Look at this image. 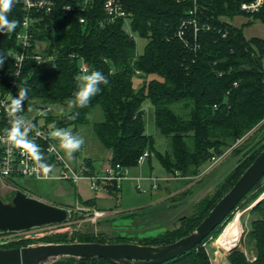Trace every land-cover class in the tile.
<instances>
[{
	"label": "trees",
	"instance_id": "1",
	"mask_svg": "<svg viewBox=\"0 0 264 264\" xmlns=\"http://www.w3.org/2000/svg\"><path fill=\"white\" fill-rule=\"evenodd\" d=\"M54 1L51 13L33 12L37 22L32 25V45L14 92V98H17L22 87L27 89L22 100L27 109L53 107L45 116L46 126L69 130L78 138V127L90 124V115L99 107L102 118L92 124L95 136L111 153L109 157L114 163L131 168L137 165L145 150H154V139L146 131L143 109L145 99H150L156 128L169 142V149L159 156L169 175L178 174L193 180L205 167L204 170L209 168L212 156L224 155L223 160L226 155L242 157L216 185L213 193L195 203L194 212L182 216L178 226L171 230L138 242L127 236L109 238L106 233L90 231L77 232L71 238L56 234L46 237L45 242L156 246L179 240L199 225L264 149V39L247 38L243 27L231 23L235 17L242 16L248 18L247 24L255 21L264 24V8L249 14L241 10L240 0H199V28L195 34L192 26H185L189 42L186 44L177 32L192 9V2L121 0L131 15V30L147 39L145 51L139 55L134 36L125 30V22L122 19L106 22L103 0H97L84 12H65L64 6L75 0ZM7 15L9 20L16 21V25L12 30L0 28V86L3 90L8 89L9 81L14 77L13 55L22 51L16 41L25 16L22 2L14 0ZM82 18L84 22L80 21ZM36 54L47 58L38 64L34 58ZM81 59L89 65L87 74L99 70L108 81L107 84L97 83L99 91L84 106L69 103L74 101L75 91L85 85L81 81ZM151 74H157L160 79L148 80ZM135 78L143 79L136 88ZM81 151L79 147L68 154L63 149L75 165ZM94 163L91 157L84 159L88 174L94 173ZM263 179L238 208L249 207L259 198L264 191ZM105 185L119 190L116 184ZM18 190L26 192L21 187ZM92 202L82 200L80 203L89 207ZM250 211L255 217L249 231L250 246L246 250L253 251L254 256L249 258L244 251L236 250L227 256L228 264H264V200ZM219 227L191 252L165 264H213L203 243L216 235ZM19 246L13 244L7 248ZM64 261L75 262L76 258H63L57 263ZM77 261L110 264L99 258Z\"/></svg>",
	"mask_w": 264,
	"mask_h": 264
},
{
	"label": "rangeland",
	"instance_id": "2",
	"mask_svg": "<svg viewBox=\"0 0 264 264\" xmlns=\"http://www.w3.org/2000/svg\"><path fill=\"white\" fill-rule=\"evenodd\" d=\"M231 23L243 27L244 35L247 38L258 37L264 39V24L260 21L247 24L248 18L238 16ZM133 35L136 42V52L141 55L145 51L147 39L136 33H133ZM41 47L43 46L40 45ZM152 79H160V77L157 74H151L148 76V80ZM81 81L83 84L86 83L83 79ZM176 106H173V108L176 109ZM143 109L147 120L146 131L154 139V150L150 151V157L147 158L143 166L136 165L128 169L127 180L120 184L119 190L107 189L105 184H101L99 189L94 191L90 189L87 180H81L78 186H74L70 182L61 180H37L30 177L14 179L19 187L28 191L31 196L43 201L74 208L77 206L75 202L77 194H79L81 200L93 199L92 207L112 211L113 216L111 215L103 222L91 223L82 221L84 217L78 211L72 212L71 222L68 221V223H75L70 224L71 227L69 226L70 228H67V230L63 232L56 231L57 233L53 234H44L46 232L42 234L39 231L41 234L38 236H35V230L29 233L16 234L13 235L15 236L14 245H21L19 247H22L26 246L25 244L46 243V237L56 234H64L71 238L77 232L89 231L106 233L109 238L118 235L127 236L135 242L143 238L154 237L166 230L177 227L182 216L191 215L194 212L195 203L212 194L216 185L234 168V165L242 157L241 155H226L225 159H221L212 169L207 171L204 170L205 167L203 172L193 180L182 179V177L172 178L173 176L168 174L159 158L160 154L163 155L169 149V142L159 134L156 128L154 108L150 99H145ZM56 112H58L57 109ZM101 118V109L97 107L90 115V124L78 127V138H82L83 143L80 146L82 151L76 160L77 163L91 157L98 162L96 165L98 167L104 160L108 151L103 148L92 129V124ZM143 168L144 171H142ZM150 174H154L155 182L144 180ZM155 184H159L157 188L153 187ZM16 191H19L18 188L13 186L0 185V195L4 200L10 199ZM176 193H178L177 196H175ZM169 195L171 197L167 198ZM258 199L249 207L240 206L226 224L222 228L219 227L216 235L203 243L213 264H228L227 256L230 252L222 248L218 241L225 228L236 218H239L243 227V234L238 248L244 251L247 257L253 258L254 252L248 251L246 248L250 246L249 231L251 230V222L255 217V214L250 210ZM63 206L60 205V207ZM218 255L223 256L219 259Z\"/></svg>",
	"mask_w": 264,
	"mask_h": 264
},
{
	"label": "built area",
	"instance_id": "3",
	"mask_svg": "<svg viewBox=\"0 0 264 264\" xmlns=\"http://www.w3.org/2000/svg\"><path fill=\"white\" fill-rule=\"evenodd\" d=\"M25 9V16L21 21L20 30L16 34V41L21 47L22 51L15 53L13 55V65H14V77L9 81L8 89L3 90L0 86V185L13 186L14 188H20L14 179L20 177H30L37 180H61L67 181L78 186L81 180H87L89 182V187L92 190H98L101 184H116L120 187V184L127 180V167L122 166L119 163H114L111 158H107L102 161L101 165L96 167L93 174H88L84 165V161L77 163L76 165L71 163L67 155L63 152V148L60 147L59 138L52 137L50 133L58 128L53 125H45V116L49 114L53 107L47 105L44 107H37L32 109H27L26 105L22 102L19 111H14L11 106V101L14 98L15 86L17 83V78L20 76L22 71V66L25 59L28 57L27 51L32 45L33 33L32 25L37 22V17L33 16V12H44L49 14L55 7L54 0H20ZM97 0H75L74 3L67 4L64 6L65 12H75L81 10L84 12L86 8H92ZM178 1H190L193 3L192 9L188 12V15L183 21V25L177 32V35L186 44H189L185 30V26L189 25L193 27L194 33L199 28L198 25V1L199 0H178ZM240 8L249 14H254L260 12L264 8V0H240ZM102 8L106 16L107 23H115L116 21L122 19L125 22V30L130 36L133 35L131 30V15L125 10V7L121 0H103ZM84 22V18L80 20ZM204 28V27H202ZM195 34H193L195 36ZM38 64L45 61L43 55L36 54L34 56ZM80 71L83 75L87 74L89 71V65L81 59ZM139 73V72H137ZM19 120L20 131L25 132V139L30 141L36 146V152L39 155L41 162L47 163V170L40 168L37 165L36 160L31 156V148L29 144L14 145L11 138L8 135L9 129H11L14 123ZM26 130V131H25ZM60 130V129H59ZM63 131V130H61ZM72 136L69 130H65ZM224 156V155H223ZM223 156H212L211 165L206 170L212 169ZM150 157V151L145 150L138 158L137 165L143 166ZM172 177V176H171ZM172 178H179L176 174ZM144 180L155 182L156 178L154 174L144 178ZM168 180V179H167ZM159 184L153 185L157 188ZM262 185L264 186V179ZM22 191V190H20ZM28 196H31L29 192H25ZM264 191L259 196V199L264 200ZM34 197V196H31ZM37 198V197H35ZM39 199V198H38ZM258 199V200H259ZM42 200V199H40ZM76 205L72 207H64L67 210V217L65 221L57 224L36 226L28 230L20 231H0V246L6 248L10 246L15 241V236L20 233H29L35 230V236L43 234H53L56 231L63 232L70 228L71 222L70 218L72 212L78 211L83 215L84 222L98 223L103 222L113 214L112 211L96 209L93 207L79 206V198L76 200ZM113 216V215H112ZM70 226V227H69ZM41 231V233H39ZM50 232V233H47ZM2 235V236H1ZM79 259L75 262H60L54 264H81Z\"/></svg>",
	"mask_w": 264,
	"mask_h": 264
},
{
	"label": "water",
	"instance_id": "4",
	"mask_svg": "<svg viewBox=\"0 0 264 264\" xmlns=\"http://www.w3.org/2000/svg\"><path fill=\"white\" fill-rule=\"evenodd\" d=\"M264 178V149L233 187L188 235L167 245L139 243H32L22 247L0 246V264H54L63 258H99L110 264H165L191 252L219 226ZM263 199H259L256 204ZM67 210L16 191L8 200L0 195V231L28 230L65 221ZM239 250L238 247L231 250Z\"/></svg>",
	"mask_w": 264,
	"mask_h": 264
},
{
	"label": "clouds",
	"instance_id": "5",
	"mask_svg": "<svg viewBox=\"0 0 264 264\" xmlns=\"http://www.w3.org/2000/svg\"><path fill=\"white\" fill-rule=\"evenodd\" d=\"M13 3L14 0H0V28H7L8 30H12L15 28L16 21L9 20L7 15V13L11 10L13 6ZM0 67H2V63H0ZM82 79L86 81V84L81 87L78 91H75L74 101L70 100L69 103L74 102L79 106L86 105L88 99L99 91L97 83L102 81L103 83L107 84L108 82L106 76L103 75L99 70L92 71L89 74H85ZM26 91L27 89L22 87L20 89L19 96L11 101V106L14 111H19L22 100L25 97ZM20 123L21 122L17 120L14 123L13 127L8 131V135L11 138L13 144H29V147L31 148V156L36 160L37 165L40 168L47 170L48 165L47 163L41 162L39 155L36 152V146L25 139V132L20 131ZM50 135L52 137L59 138L60 147L65 149L68 154H71L72 151L78 149L83 143L82 138L73 137L69 135L68 132L61 131L59 129L53 130Z\"/></svg>",
	"mask_w": 264,
	"mask_h": 264
},
{
	"label": "bare ground",
	"instance_id": "6",
	"mask_svg": "<svg viewBox=\"0 0 264 264\" xmlns=\"http://www.w3.org/2000/svg\"><path fill=\"white\" fill-rule=\"evenodd\" d=\"M242 234L243 227L239 218H236L225 228L218 242L227 252H231L232 249L240 246ZM222 256L223 255H218V258L221 259Z\"/></svg>",
	"mask_w": 264,
	"mask_h": 264
},
{
	"label": "crops",
	"instance_id": "7",
	"mask_svg": "<svg viewBox=\"0 0 264 264\" xmlns=\"http://www.w3.org/2000/svg\"><path fill=\"white\" fill-rule=\"evenodd\" d=\"M133 82H134V87L136 88V87H138L142 82H143V79H141V78H135L134 80H133ZM86 84V83H85ZM107 154L105 155V158H104V160L105 159H107L110 155H111V153L108 151V152H106ZM95 163V166L98 164V162L97 161H94ZM97 162V163H96ZM142 171H144V168H143V170ZM182 179H184V178H182ZM106 188L108 189L109 187L108 186H106ZM110 189V188H109ZM177 194V193H176ZM171 197V195H169L167 198H170ZM77 200H78V198L80 199V197H79V194H77ZM166 198V199H167ZM88 200H91V201H93V199H88ZM83 201H86V200H83ZM80 202H82V200L80 201L79 200V203ZM93 203V202H92ZM81 204V203H80ZM61 206H63L62 204H60ZM93 206V205H92ZM92 206H89V207H92ZM93 208H95V207H93Z\"/></svg>",
	"mask_w": 264,
	"mask_h": 264
},
{
	"label": "flooded vegetation",
	"instance_id": "8",
	"mask_svg": "<svg viewBox=\"0 0 264 264\" xmlns=\"http://www.w3.org/2000/svg\"><path fill=\"white\" fill-rule=\"evenodd\" d=\"M7 248V247H6Z\"/></svg>",
	"mask_w": 264,
	"mask_h": 264
}]
</instances>
